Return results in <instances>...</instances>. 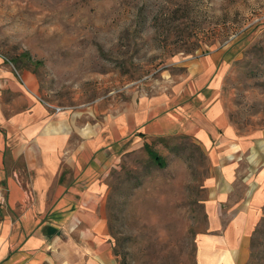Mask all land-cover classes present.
Here are the masks:
<instances>
[{"label":"rangeland","instance_id":"obj_1","mask_svg":"<svg viewBox=\"0 0 264 264\" xmlns=\"http://www.w3.org/2000/svg\"><path fill=\"white\" fill-rule=\"evenodd\" d=\"M237 41L222 96L247 145L264 128V0H0V66L29 71L43 101L75 112L172 92L176 60ZM147 143L164 167L142 145L108 175L112 252L118 264H195L210 160L186 135ZM262 188L246 264H264Z\"/></svg>","mask_w":264,"mask_h":264},{"label":"crops","instance_id":"obj_2","mask_svg":"<svg viewBox=\"0 0 264 264\" xmlns=\"http://www.w3.org/2000/svg\"><path fill=\"white\" fill-rule=\"evenodd\" d=\"M240 52L237 41L186 55L172 92L83 113L54 111L29 71L18 77L0 66V264H118L108 175L124 154L172 134L210 160L194 263L246 264L263 200L264 128L246 145L228 121L223 82Z\"/></svg>","mask_w":264,"mask_h":264},{"label":"trees","instance_id":"obj_3","mask_svg":"<svg viewBox=\"0 0 264 264\" xmlns=\"http://www.w3.org/2000/svg\"><path fill=\"white\" fill-rule=\"evenodd\" d=\"M143 147L145 148V150L147 151L148 155L152 158V160L159 166V167H164L166 162L164 160V158L159 155V153H157V151H155L151 144L145 142L143 144Z\"/></svg>","mask_w":264,"mask_h":264},{"label":"built area","instance_id":"obj_4","mask_svg":"<svg viewBox=\"0 0 264 264\" xmlns=\"http://www.w3.org/2000/svg\"><path fill=\"white\" fill-rule=\"evenodd\" d=\"M47 106H51L53 109H54V111H59V110H61V106H57V105H54V104H51V103H49V102H46V101H43Z\"/></svg>","mask_w":264,"mask_h":264}]
</instances>
